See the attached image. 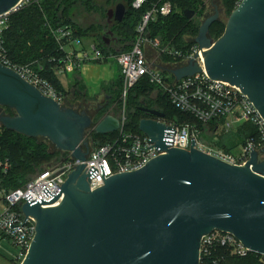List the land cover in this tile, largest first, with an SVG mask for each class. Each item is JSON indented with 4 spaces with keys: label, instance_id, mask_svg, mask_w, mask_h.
Returning <instances> with one entry per match:
<instances>
[{
    "label": "water",
    "instance_id": "1",
    "mask_svg": "<svg viewBox=\"0 0 264 264\" xmlns=\"http://www.w3.org/2000/svg\"><path fill=\"white\" fill-rule=\"evenodd\" d=\"M19 1L0 0V14ZM125 11L120 2L107 9L108 23L121 21ZM182 14L191 19L195 12ZM228 16L216 40L208 29L218 13L205 17L193 42L202 50L206 74L241 88L264 119V0H240ZM102 40L110 45L118 37L107 29ZM194 57L168 71L176 80L192 76L201 71ZM0 107L14 111L0 113L1 126L44 138L81 161L90 152L92 130L107 134L120 126L114 113L94 122L86 110L60 104L2 64ZM140 110L164 117L153 108ZM138 128L165 154L106 179L98 164L104 184L94 190L89 179L96 168L87 174L79 163L59 192L42 189L50 200L25 196L21 211L34 218L35 229L19 264H200L201 238L213 229L228 231L252 252L264 253V157L259 156L264 149L251 150L247 162L237 166L194 147L193 139L189 150L168 147L171 127L152 117L139 119ZM60 197L57 205L41 206Z\"/></svg>",
    "mask_w": 264,
    "mask_h": 264
},
{
    "label": "built area",
    "instance_id": "2",
    "mask_svg": "<svg viewBox=\"0 0 264 264\" xmlns=\"http://www.w3.org/2000/svg\"><path fill=\"white\" fill-rule=\"evenodd\" d=\"M31 1L36 0H20L13 9L0 14V64L12 68L23 79L35 85L42 94L51 96L61 104L63 96L55 90L48 80L41 77L39 74L40 67L13 64L8 58L5 49L3 33L9 26V16ZM143 2L144 0H133L132 5L135 8H139ZM171 8V3L164 1L161 5L154 6L147 11L135 28L136 36L130 49L118 54L104 55L101 49L93 43L84 47L68 26L50 27V33L54 35L59 49L65 52V57L62 59L63 66L58 69V75L72 72L76 67L85 63L103 62L105 59L111 58L117 63L123 77L121 91L123 102L128 90L138 83L141 78L148 77L151 83L155 84L163 93H166L172 105L178 110L190 113L203 124L208 123L212 119H222L223 121L219 126L224 132L235 130L237 126L243 123L253 124L258 135L257 143L253 139H248L244 144L240 145L238 152L232 154L203 143L195 124L193 125L189 122L177 123L166 120L164 117L154 118L171 127L167 131L166 136L168 147L189 150L191 139H193L195 140L194 147L205 153H210L221 161H226L232 165H243L249 159L251 150L255 149L260 152L264 149V119L260 116L253 102H250L248 97L242 92L241 88L224 80L212 79L206 74L201 54L202 50L199 49L195 42L192 43L189 51L183 52L182 50H173L168 47L161 48L156 40L150 39L149 36L147 37L148 34L145 33L147 22L153 20L157 14L161 16L168 14ZM148 43L157 50L158 54L159 52H164L174 58H180L181 63H187L197 53V57H194V59L201 67V71L178 80L175 78L167 79L161 70L147 61L143 46ZM117 117L120 121V126L117 130L118 137L94 147L90 150L85 160L81 161L72 157L69 151L61 152V156L58 159L27 180L21 187L7 191L0 189V242L9 240L18 248V253L15 256L16 260L23 259L34 235V218L25 216L24 212L21 211L22 204L27 201L25 198L27 194L31 196L29 201H36V198L37 200H50L52 196H45L42 189L46 187L53 194L59 192V187L65 182L67 175L79 163L85 165L83 171L87 174L92 166L96 168L97 172L89 179L90 190H94L102 186L104 179L108 178V176L137 170L144 166V163L150 161L151 158L165 154L164 151L157 149L150 142L149 137L140 130L141 133L136 134L124 131L126 122L124 110ZM259 156L263 158L264 154L260 153ZM98 164L103 166L105 174L102 176L104 179L101 177L102 171ZM0 166L5 173L9 166L8 160L1 162ZM61 198L50 204H40L44 208L51 207L57 205ZM25 217L26 219L24 220ZM10 219L11 225L18 227H10ZM219 247L230 248L231 253L238 257L253 253L257 257L258 262L264 263V253L252 252L234 234L217 229H213L210 233L202 236L199 245L200 260L201 257H210L212 251ZM216 261L213 260L212 263L216 264Z\"/></svg>",
    "mask_w": 264,
    "mask_h": 264
},
{
    "label": "trees",
    "instance_id": "3",
    "mask_svg": "<svg viewBox=\"0 0 264 264\" xmlns=\"http://www.w3.org/2000/svg\"><path fill=\"white\" fill-rule=\"evenodd\" d=\"M133 0H36L31 1L9 16V26L4 31V45L8 58L15 65H33L40 67L39 74L48 80L55 90L66 97L67 93L73 95L74 100L79 99L88 103L93 96L86 93L85 85L79 77V68L72 72H65L70 76L69 87L59 79L58 69L63 66L62 59L65 52L60 50L54 35L49 28L68 26L72 29L73 35L80 37H94L98 42V48L104 55L118 54L128 51L136 36L135 28L142 20V16L154 6L161 5L162 2L171 3V11L166 15H155L153 20L147 22L145 33L149 38L156 40L159 47H168L173 50L189 51L193 43V38L198 33L200 26L199 18L204 13V2L202 0H144L141 7L135 8ZM224 5L231 3L223 0ZM122 3L126 11L121 21L112 20L108 23L106 11ZM194 10L195 14L191 19L183 16L184 10ZM96 18L98 22H89L87 19ZM86 23V24H85ZM220 24L213 22L209 26V33L213 40L220 37L221 31L212 28V25ZM215 27V26H214ZM111 30L118 37L117 43L107 45L102 40V33ZM162 62L177 63L180 58H174L167 53L159 52ZM104 62V61H103ZM105 63V62H104ZM123 77L120 73L116 78L101 85V92L104 93V102L94 105L95 112H87L94 122H97L106 113H114L116 116L124 110L125 124L124 131L129 133H141L138 128L139 119L155 118L140 110V107L153 108L164 114V118L174 122H189L195 124L200 133V139L208 146L215 147L223 152L235 154L234 148L246 142L254 140L257 143L258 135L254 125L243 123L235 130L234 135H223L219 141L213 139L206 141L207 137H213L215 131L223 121L222 119H212L203 124L190 113L178 110L172 105L166 95L155 84L151 83L148 77H143L131 89L128 90L125 101L122 98ZM155 94V96H154ZM161 97L164 101H161ZM172 106L173 111H170ZM3 110H0V113ZM7 112V111H6ZM12 112V111H11ZM8 114H13L9 113ZM118 137V132L98 134L93 130L87 135L89 145H101L112 141ZM231 138H234V140ZM231 140V141H230ZM230 141V142H229ZM59 151L51 150L50 146L37 137H28L18 134L2 126L0 132V163L8 160V169L4 173L0 166V189L13 190L21 187L27 180L34 177L39 171L48 167ZM55 158V160L59 157ZM228 247H219L213 250L210 257H201L200 264H264L259 263L257 257L251 253L243 257L230 254ZM21 260L18 263L19 264ZM249 262V263H248Z\"/></svg>",
    "mask_w": 264,
    "mask_h": 264
},
{
    "label": "rangeland",
    "instance_id": "4",
    "mask_svg": "<svg viewBox=\"0 0 264 264\" xmlns=\"http://www.w3.org/2000/svg\"><path fill=\"white\" fill-rule=\"evenodd\" d=\"M202 1L204 2L205 8H204V13H203L202 17L198 19L200 24L205 19V17H207L208 15L214 14V12L217 11L218 16H219V19L217 21H219L220 24H218L217 26L216 25H212L211 29L212 28H216L219 31H221V34H222L223 33V29L225 27V23H226V21H227V19L229 17L228 15L236 7V5L240 2V0H229V1H231V3H227V7L224 5V1L223 0H202ZM89 22H98V20H96V18H89V19H87V24H89ZM78 38H79L80 42L82 43V45L84 47L90 46V44H92V43L95 44L96 46H98V42H97V40L94 37L87 38V37L80 36ZM153 59H154V57H153ZM163 74H164V76H166L167 79L171 78V76L168 73L163 72ZM59 79L64 84V86L67 87V91H69L70 87L68 85H69V82L71 80L70 76L68 74L61 73V75L59 76ZM101 89L102 88L100 87V89L98 91L99 93L96 94V95L94 94V96H93L94 99H91V101L88 102V105L90 106L89 111H88L89 113L95 112L94 105L104 102V93L101 92ZM91 96H89V97H91ZM154 96H155V94H154ZM161 101H164V99L162 97H161ZM78 102H79L78 98L74 100L73 95H71V93H67L66 97L63 96L61 104L67 106L68 103L77 104ZM169 108H170V111L171 110L173 111L172 106H169ZM0 110H3V112H5V113H8V112L9 113H13L14 112L13 110H11V109H9L7 107H4V108L0 107ZM118 116H120V115H118ZM1 131H2V126L0 124V132ZM234 134L235 133L233 131H228V132L222 131L220 126H219L216 129L215 135L213 137H207L204 134V139L206 141H209V140L213 139L216 142V141H219L223 137V135L226 136V135H234ZM37 138H39L40 140L46 142L48 144V146H50L51 150L58 151V150H56L54 148V146L52 145V143L50 141L48 142L47 140H45L44 138H41V137H37ZM232 139L234 140V138H231V140ZM238 145H237L236 148L233 149V150H236L235 152H238V149L240 147ZM94 147H96L94 144L93 145L92 144L89 145V151L92 150ZM57 155L58 154H56V156L53 159H51L50 161L54 162L55 158L57 157ZM58 156H61V152H60V154ZM0 209H1V206H0ZM1 242L2 243L0 244V264H15V263H18L20 260L13 261V263L9 262V260L11 258L14 259L15 256L17 255L18 248H16L9 240H2ZM230 254L233 255L231 252H230Z\"/></svg>",
    "mask_w": 264,
    "mask_h": 264
},
{
    "label": "crops",
    "instance_id": "5",
    "mask_svg": "<svg viewBox=\"0 0 264 264\" xmlns=\"http://www.w3.org/2000/svg\"><path fill=\"white\" fill-rule=\"evenodd\" d=\"M143 47L147 61L151 62L152 65L161 70V72L168 73L171 76V79H174L175 77L168 70L177 68L178 65L181 64V61H178L177 63L162 62L157 50L151 47L149 43L145 44ZM104 62H90L78 67L79 77L82 79L86 88V93L89 96L98 94L102 84L114 80L117 74H119V67L113 59H105ZM1 243L2 242H0V244ZM13 261H16V259L11 258L9 260L10 263H13Z\"/></svg>",
    "mask_w": 264,
    "mask_h": 264
},
{
    "label": "flooded vegetation",
    "instance_id": "6",
    "mask_svg": "<svg viewBox=\"0 0 264 264\" xmlns=\"http://www.w3.org/2000/svg\"><path fill=\"white\" fill-rule=\"evenodd\" d=\"M67 106L72 107V108H75L76 110L77 109L78 110L84 109V110H86V112H88L89 111V108H90V106L88 105V103L83 102V101H79L77 104H70V103H68Z\"/></svg>",
    "mask_w": 264,
    "mask_h": 264
}]
</instances>
